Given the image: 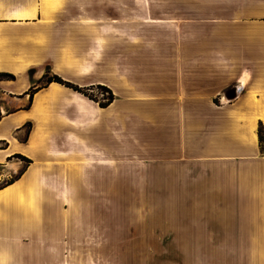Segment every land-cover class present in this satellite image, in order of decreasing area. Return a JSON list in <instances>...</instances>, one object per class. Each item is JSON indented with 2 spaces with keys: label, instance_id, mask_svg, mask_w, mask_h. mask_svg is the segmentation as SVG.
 <instances>
[{
  "label": "crops",
  "instance_id": "obj_1",
  "mask_svg": "<svg viewBox=\"0 0 264 264\" xmlns=\"http://www.w3.org/2000/svg\"><path fill=\"white\" fill-rule=\"evenodd\" d=\"M134 2L0 0V264L159 237L177 264H264V0ZM47 65L113 100L51 82L24 109ZM55 88L71 106L38 123Z\"/></svg>",
  "mask_w": 264,
  "mask_h": 264
},
{
  "label": "rangeland",
  "instance_id": "obj_2",
  "mask_svg": "<svg viewBox=\"0 0 264 264\" xmlns=\"http://www.w3.org/2000/svg\"><path fill=\"white\" fill-rule=\"evenodd\" d=\"M140 4L134 2V0H127V10H138ZM70 55L69 53H67ZM66 54V55H67ZM54 74L51 70L50 66H45L44 71L42 75L37 78L40 80L41 78H44L46 75ZM34 75V70H31L29 72V77L32 78ZM37 85V84H36ZM28 91V90H27ZM92 94L97 95L100 97V92L92 86ZM36 106L38 109L35 111L36 113L39 111L41 112L39 115L35 114L34 117L37 119L36 121L39 123L40 119L45 125L48 119L55 118L56 114L54 113L55 110L58 112H61L60 110H63V107H68V109L71 106V96L68 95L66 92H64L62 89H51L41 96H37L36 99ZM64 116H67L68 114H63ZM40 118V119H39ZM39 119V120H38ZM23 129L24 137L19 138L21 140L25 139V131L27 129L26 123L22 125L21 127ZM9 179L3 180L2 183H5V181H8ZM133 199L130 198V201L128 199V207L132 206L133 208ZM132 204V205H131ZM134 209V208H133ZM133 209L127 210L126 212H122L126 214V218L128 220H134L135 215L138 212H135ZM113 214H118V212H112ZM158 241L153 242H143V243H136L134 241L126 242V243H112L111 244V258L106 260H93L95 264H172L174 261L175 264L179 263L180 260H173L168 259V250H173V248H168V244L166 241H162L161 237L156 238ZM81 261V260H80ZM87 261V260H82ZM90 261V264L92 260ZM191 260H188L190 262ZM86 264V263H85Z\"/></svg>",
  "mask_w": 264,
  "mask_h": 264
},
{
  "label": "trees",
  "instance_id": "obj_3",
  "mask_svg": "<svg viewBox=\"0 0 264 264\" xmlns=\"http://www.w3.org/2000/svg\"><path fill=\"white\" fill-rule=\"evenodd\" d=\"M31 71V69L28 71ZM15 76L13 74L10 73H6V72H0V79H14ZM51 82H55L58 84H61L65 87H68L74 91H77L79 93H81L82 95H84L85 97H87L88 99H91L93 101H95L100 107H105L107 106L112 100H113V95L111 93V91L103 86V85H96L94 86V88H96L99 92H100V97H98L95 94H92V86L90 87H79L75 84H72L69 81L64 80L63 78H61L59 75L57 74H51V75H46L44 78H41L40 80H38L37 85L36 84H32L28 91V104L24 107V109H27L30 106V103L32 101V97L33 94L36 93L38 90L42 89L43 87H45L46 85H48ZM27 129L25 131V136L28 135L30 128H31V123L27 122ZM257 136H258V141L260 143V147L262 146L263 142H264V132H263V128L261 123H259L258 125V129H257ZM25 140V139H24ZM23 140V141H24ZM14 157L20 158L21 160L25 161L26 163L30 162L29 159L19 155V154H14ZM23 170H20L17 174H16V178L19 177L21 175ZM15 178H10L8 181H6L3 185H8L10 183H12L14 181Z\"/></svg>",
  "mask_w": 264,
  "mask_h": 264
},
{
  "label": "water",
  "instance_id": "obj_4",
  "mask_svg": "<svg viewBox=\"0 0 264 264\" xmlns=\"http://www.w3.org/2000/svg\"><path fill=\"white\" fill-rule=\"evenodd\" d=\"M226 95L227 97L230 98H234L236 96V88L235 87H231L226 91Z\"/></svg>",
  "mask_w": 264,
  "mask_h": 264
}]
</instances>
